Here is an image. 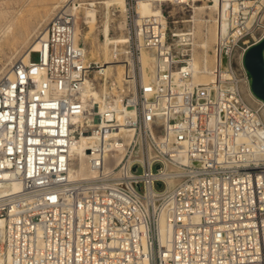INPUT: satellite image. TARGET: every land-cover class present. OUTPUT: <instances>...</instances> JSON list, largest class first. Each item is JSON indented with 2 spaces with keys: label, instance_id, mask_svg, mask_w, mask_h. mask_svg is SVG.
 Masks as SVG:
<instances>
[{
  "label": "built area",
  "instance_id": "obj_1",
  "mask_svg": "<svg viewBox=\"0 0 264 264\" xmlns=\"http://www.w3.org/2000/svg\"><path fill=\"white\" fill-rule=\"evenodd\" d=\"M136 1L121 107L85 94L89 80L100 90L101 63L77 41L70 4L48 23L38 59L0 76V185L21 183L0 186L4 264H264V100L245 65L264 40V0H224L228 28L206 84L194 80L190 44L173 47L191 7L164 0L146 17ZM142 49L154 53L148 81ZM84 134L90 174L73 176Z\"/></svg>",
  "mask_w": 264,
  "mask_h": 264
},
{
  "label": "bare ground",
  "instance_id": "obj_2",
  "mask_svg": "<svg viewBox=\"0 0 264 264\" xmlns=\"http://www.w3.org/2000/svg\"><path fill=\"white\" fill-rule=\"evenodd\" d=\"M163 1L164 0H137L136 11L141 16L146 17L161 15ZM175 1L183 3L186 7H191L189 0ZM193 1L195 2L192 5L194 14L190 16V20L186 23L185 29L177 30L176 35L179 36V38L176 39V43L173 45V47L176 51L180 52L179 45L183 43V41H186L187 44H190L194 65V80L198 84H206L210 81H215L217 78L216 73L219 69V50L217 45L220 42L221 38L226 34L228 25L222 14L224 0H213L214 4H210L208 1H205L204 4L199 5H196L198 0ZM99 3L104 4L106 11H104V15L100 19L99 24L90 22L89 30L84 33V36L85 38H88L89 35L96 30H98L99 33L103 35V40L99 39V44L98 46L96 45V53H98L99 56L103 55L102 59L100 58V60H96L97 62L101 63V68L96 71V76H101V88L99 90L90 87L91 80H89L85 94L89 97H96L97 99L101 100L103 98L110 99L112 101V105L114 104L115 106L121 107L120 105H122V94L120 87H122L123 81L116 79L114 73L117 70L116 72L118 77L126 75L128 62L134 64V61L130 57L128 50L130 37L129 34L125 32L128 22L126 19L120 20L117 25V29L119 30V32L115 31L114 22L117 20L118 14L114 12L112 5L114 3H117L118 6L122 7V9L120 10L121 15H126V11L128 9L127 0H103L99 1ZM73 9L76 10V7H74ZM202 26H205V28H203V30H205L204 32L202 30ZM80 30L81 26L78 23L77 17V41H79L81 38ZM33 32L34 29H20L19 34L21 35V40L16 41V43L19 44L20 47L22 46V49L27 46L28 43H30L28 48L21 56V59H24L25 62L36 61L32 58V56L34 53H38L39 55L42 42L41 38H46L47 35L45 29L37 35V38L32 41V37L34 35ZM216 42L217 45L215 48L214 44ZM17 52H15L14 54H16ZM118 53H121L122 56L119 57ZM116 55L118 56V58H115ZM90 60L93 59L91 58ZM141 64L144 79L148 81L152 78V72L154 71V53L147 49H142ZM174 75L176 76V71H174ZM246 96L253 105H256V101L249 95L248 92L246 93ZM101 107L105 108L106 104L102 105ZM262 114L264 119V109L262 110ZM258 135H260L261 141L258 144H255L256 150H258L257 152L260 151L264 153V128L258 132ZM90 140L91 137L89 136V134H84L72 146L71 152L73 157L75 158V164L71 169V174L73 176L90 174L86 161V158L88 156V151L86 149L88 148ZM245 140L248 139L245 138ZM0 186L2 187L1 190L3 192L7 190H19L21 188V183L19 181H10ZM3 223V220L0 219V241L3 234ZM157 228L160 242L164 245H167L172 235L173 228L168 221L166 212L160 213ZM0 264H4V261L1 257Z\"/></svg>",
  "mask_w": 264,
  "mask_h": 264
},
{
  "label": "rangeland",
  "instance_id": "obj_3",
  "mask_svg": "<svg viewBox=\"0 0 264 264\" xmlns=\"http://www.w3.org/2000/svg\"><path fill=\"white\" fill-rule=\"evenodd\" d=\"M99 1L103 0H0V76L2 73L8 71L11 63H13L16 59H21L22 54L30 45V43H28L27 46L22 49V46L20 47L19 44L16 43L17 40H21V35L19 34L20 29H34V35L32 37L33 41L37 38L38 34L46 29L48 23L51 21L57 10L61 6L67 4L76 7L75 11L78 17V23L81 26L80 40L84 43L86 42L85 44L88 56L90 59L92 58L95 61L97 59L100 60V58L102 59L103 55L99 56L96 52L99 44L98 40H103V35L96 30L90 34L88 38H85L84 36V33L89 30L90 22L99 24L100 19L104 15V11H106L104 4H100ZM205 1L207 0H198L196 5L204 4ZM189 3L191 4V10L188 14H191L190 16H192L194 14L192 5L195 2L193 0H189ZM210 4H214V1ZM127 6L128 9L126 11V15H121L120 10L122 7L118 6L117 3H114L112 8L114 9V12L118 14L117 20L114 22L115 31L119 32L117 29L118 22L122 19H126L128 23L125 32L128 34V30L130 28L129 16L131 15V9L128 3ZM133 12L134 11H132V13ZM203 28H205V26H202V30ZM204 31L205 30H203V32ZM130 45L131 43L129 44L128 50L131 48ZM214 45L216 48L217 42ZM15 52L17 53L14 54ZM32 58L37 60L38 53H34ZM116 71L114 73L116 79L123 81L125 75L118 77ZM92 77L96 79L97 82H101V76H96V72L93 73Z\"/></svg>",
  "mask_w": 264,
  "mask_h": 264
},
{
  "label": "water",
  "instance_id": "obj_4",
  "mask_svg": "<svg viewBox=\"0 0 264 264\" xmlns=\"http://www.w3.org/2000/svg\"><path fill=\"white\" fill-rule=\"evenodd\" d=\"M264 40L249 48L245 56V65L251 76L253 93L264 100ZM160 185V183H159Z\"/></svg>",
  "mask_w": 264,
  "mask_h": 264
}]
</instances>
